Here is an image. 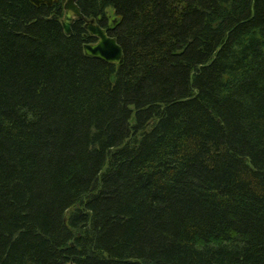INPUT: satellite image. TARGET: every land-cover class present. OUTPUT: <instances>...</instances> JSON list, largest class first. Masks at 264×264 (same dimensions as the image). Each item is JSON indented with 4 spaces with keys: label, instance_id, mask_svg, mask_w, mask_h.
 Here are the masks:
<instances>
[{
    "label": "trees",
    "instance_id": "16d2710c",
    "mask_svg": "<svg viewBox=\"0 0 264 264\" xmlns=\"http://www.w3.org/2000/svg\"><path fill=\"white\" fill-rule=\"evenodd\" d=\"M76 4L121 63L0 0V264H264V0Z\"/></svg>",
    "mask_w": 264,
    "mask_h": 264
},
{
    "label": "water",
    "instance_id": "95a60500",
    "mask_svg": "<svg viewBox=\"0 0 264 264\" xmlns=\"http://www.w3.org/2000/svg\"><path fill=\"white\" fill-rule=\"evenodd\" d=\"M32 5L39 7L41 5L51 6L56 0H29ZM64 14L61 26L65 35L71 34V27L74 20L84 22V29L93 38L95 43L85 44L83 52L88 57L98 58L106 63L119 64L123 60L122 48L118 45L115 38L109 37L106 31L94 23L93 20L84 18L76 0H66L64 3ZM56 18V17H54Z\"/></svg>",
    "mask_w": 264,
    "mask_h": 264
},
{
    "label": "flooded vegetation",
    "instance_id": "af4514ba",
    "mask_svg": "<svg viewBox=\"0 0 264 264\" xmlns=\"http://www.w3.org/2000/svg\"><path fill=\"white\" fill-rule=\"evenodd\" d=\"M65 1L66 0H56V1H54L53 3H52V5L51 6H49V8H51V7H55L56 8V10L59 12V13H63L64 14V8H63V6H64V3H65ZM62 4V8L60 9V10H58V6H59V4ZM41 6H46V5H41ZM47 8H48V6H46ZM53 17H57V15H54ZM76 20V19H75ZM74 20V21H75Z\"/></svg>",
    "mask_w": 264,
    "mask_h": 264
},
{
    "label": "rangeland",
    "instance_id": "374dc122",
    "mask_svg": "<svg viewBox=\"0 0 264 264\" xmlns=\"http://www.w3.org/2000/svg\"><path fill=\"white\" fill-rule=\"evenodd\" d=\"M108 13L110 14V18H111L110 24L120 21V17L116 15L113 9H109Z\"/></svg>",
    "mask_w": 264,
    "mask_h": 264
},
{
    "label": "clouds",
    "instance_id": "9594fccd",
    "mask_svg": "<svg viewBox=\"0 0 264 264\" xmlns=\"http://www.w3.org/2000/svg\"><path fill=\"white\" fill-rule=\"evenodd\" d=\"M63 19V18H62ZM75 22V21H74Z\"/></svg>",
    "mask_w": 264,
    "mask_h": 264
}]
</instances>
